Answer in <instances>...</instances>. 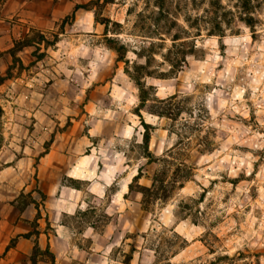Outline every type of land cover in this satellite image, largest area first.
I'll list each match as a JSON object with an SVG mask.
<instances>
[{
    "label": "rangeland",
    "instance_id": "obj_1",
    "mask_svg": "<svg viewBox=\"0 0 264 264\" xmlns=\"http://www.w3.org/2000/svg\"><path fill=\"white\" fill-rule=\"evenodd\" d=\"M78 1L83 9L36 38L44 50L10 93L20 111L36 89L52 105L57 80L87 75V45L113 50L130 83L123 119L107 128L123 137L102 144L89 178L63 181L83 191L62 219L73 233L63 264H264V0ZM171 98L179 117L149 113ZM88 100L63 109L88 115ZM161 174L165 188L154 186Z\"/></svg>",
    "mask_w": 264,
    "mask_h": 264
},
{
    "label": "crops",
    "instance_id": "obj_2",
    "mask_svg": "<svg viewBox=\"0 0 264 264\" xmlns=\"http://www.w3.org/2000/svg\"><path fill=\"white\" fill-rule=\"evenodd\" d=\"M78 4V0H0V264L73 263V233L62 219L79 207L83 191L63 181L89 178L101 159L102 144L111 136L123 137V131L107 134V128L123 119V95L130 83L116 67L113 50L106 47L85 46L92 53L82 61L87 75L57 80L52 105H46L48 95L37 89L27 110L10 104L11 89L35 62L33 53L44 50L36 38L57 30ZM78 20L76 14L77 24ZM38 76L42 74L29 79L41 82ZM65 87L73 94L65 93ZM63 100L80 105L88 100L84 107H94V112L67 111ZM106 100L110 107L102 105ZM21 112L34 119L24 123L18 117ZM32 133L42 137L40 148L30 152L26 141Z\"/></svg>",
    "mask_w": 264,
    "mask_h": 264
},
{
    "label": "trees",
    "instance_id": "obj_3",
    "mask_svg": "<svg viewBox=\"0 0 264 264\" xmlns=\"http://www.w3.org/2000/svg\"><path fill=\"white\" fill-rule=\"evenodd\" d=\"M84 6H80L78 5L76 8H75V11H78L79 9H83ZM117 52L119 53L120 50H117ZM126 54V50H125V47L123 46V60L125 59V55ZM120 59H117V61H119ZM173 67H175L174 64H172ZM181 66V65H180ZM146 67L144 66H137L135 68V74H141V71H144L146 72ZM128 74H130L129 72H127ZM12 73L10 72L9 70V73L8 75L9 76H12L11 75ZM160 76H165V73H161ZM137 82H138V85L140 86L141 84V79L139 80L135 75L132 76ZM145 77H151V78H155L154 77V73L153 72H146L145 74ZM157 78H160V77H157ZM147 92L144 90L141 89V95H140V102H141V107H139L137 110H136V113L141 117L142 119V116L140 115V111L141 109L144 107L145 103L148 101L147 99ZM176 98H171L170 100H161L159 101V107H157V110H150L149 113L151 115H156L158 116L159 118H168V119H172L174 120L176 117H179L182 113V110H183V107H182V103L180 102H177L175 100ZM149 126V125H148ZM149 141H150V137L148 135V133L146 132L145 133V136H144V144L145 145H148L149 144ZM48 143L46 144V148L48 147ZM164 175L161 174L160 175H157L155 176L154 178V182H155V187L157 184H161V186H159V188H165L164 186V182H163V178ZM184 178H189V176L187 177H184ZM174 182H178V180H176V177H175V181ZM38 252V250L36 251Z\"/></svg>",
    "mask_w": 264,
    "mask_h": 264
},
{
    "label": "built area",
    "instance_id": "obj_4",
    "mask_svg": "<svg viewBox=\"0 0 264 264\" xmlns=\"http://www.w3.org/2000/svg\"><path fill=\"white\" fill-rule=\"evenodd\" d=\"M11 97H13V96L11 95ZM10 99H14V98H10ZM28 99H29V96L25 95L24 96V100H28ZM13 103H14L13 101H10V104L13 105ZM16 110H19V109L17 108ZM41 137H42V133H32L30 135V137L27 139L26 146H27V148L29 149L30 152L35 151L38 148H40V146H41Z\"/></svg>",
    "mask_w": 264,
    "mask_h": 264
}]
</instances>
